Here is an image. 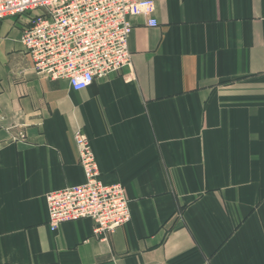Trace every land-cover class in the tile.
Segmentation results:
<instances>
[{
  "label": "crops",
  "instance_id": "1",
  "mask_svg": "<svg viewBox=\"0 0 264 264\" xmlns=\"http://www.w3.org/2000/svg\"><path fill=\"white\" fill-rule=\"evenodd\" d=\"M154 16L132 19V63L80 91L0 20V264H264V0H155ZM78 129L130 200L100 236L48 223L46 193L85 180Z\"/></svg>",
  "mask_w": 264,
  "mask_h": 264
},
{
  "label": "built area",
  "instance_id": "2",
  "mask_svg": "<svg viewBox=\"0 0 264 264\" xmlns=\"http://www.w3.org/2000/svg\"><path fill=\"white\" fill-rule=\"evenodd\" d=\"M155 0H0V20H22L21 41L38 74L66 79L76 90L88 88L132 63V19L145 16L157 26ZM21 139L26 138L24 132ZM85 180L46 193L49 226L89 218L98 236L131 220L123 183H105L89 136L75 132Z\"/></svg>",
  "mask_w": 264,
  "mask_h": 264
}]
</instances>
